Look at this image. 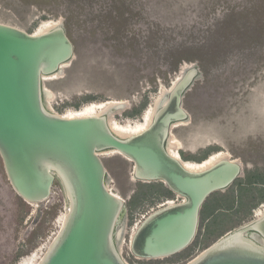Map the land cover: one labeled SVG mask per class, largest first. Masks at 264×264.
Returning <instances> with one entry per match:
<instances>
[{
	"label": "rangeland",
	"instance_id": "374dc122",
	"mask_svg": "<svg viewBox=\"0 0 264 264\" xmlns=\"http://www.w3.org/2000/svg\"><path fill=\"white\" fill-rule=\"evenodd\" d=\"M59 22L74 54L56 77L43 80V89L53 96L45 102L49 111L66 115L92 103H123L110 108L111 116L121 125H135L157 99L163 101L180 73L196 64L200 74L182 100L189 118L171 129V137L178 140L172 152L182 160L180 152L197 155L220 148L242 164V179L249 170L264 172V0H0V23L35 34ZM83 96L96 101L58 111L63 103ZM144 97L148 104L141 117H126ZM107 152L99 154L106 186L127 203L136 188L133 163ZM168 201L178 204L183 199L175 195ZM165 202L132 216L126 209L116 239L127 264L149 262L131 255L130 239L135 225ZM261 205L253 210L252 220L264 212ZM53 207L56 214L50 220L46 212ZM67 208L59 181L47 201L24 202L12 190L0 159V264H18L30 256L29 264L34 255L39 260ZM201 252L196 247L191 259ZM170 258L157 264L185 263Z\"/></svg>",
	"mask_w": 264,
	"mask_h": 264
},
{
	"label": "water",
	"instance_id": "95a60500",
	"mask_svg": "<svg viewBox=\"0 0 264 264\" xmlns=\"http://www.w3.org/2000/svg\"><path fill=\"white\" fill-rule=\"evenodd\" d=\"M73 54L60 22L35 34L0 23V159L6 178L28 204L47 201L59 181L68 202L37 264H127L116 239L126 202L106 186L99 154L107 151L133 163L136 182H160L183 199L140 223L130 239L131 255L151 261L181 253L197 236L207 198L243 176L237 160L221 158L192 172L167 151L171 129L189 118L182 100L200 74L198 66L190 65L176 81L146 130L120 138L106 114L66 118L47 109L43 78L58 73ZM187 264H264V214L227 232Z\"/></svg>",
	"mask_w": 264,
	"mask_h": 264
},
{
	"label": "trees",
	"instance_id": "16d2710c",
	"mask_svg": "<svg viewBox=\"0 0 264 264\" xmlns=\"http://www.w3.org/2000/svg\"><path fill=\"white\" fill-rule=\"evenodd\" d=\"M42 19H45V16H42ZM28 33L31 34V32ZM93 101H96V97L83 96L74 98L72 102L63 103L57 109L60 113L67 107L77 110L83 103ZM147 104L148 100L144 97V100L138 106L126 111L124 115L129 118H140ZM220 151V148L209 147L200 151L197 155L180 152V156L182 160L201 163L207 160L209 156ZM174 197L175 195L160 182H136V188L126 203V208L129 215L132 216L134 212L144 210L146 206L172 200ZM261 204H264V172L258 169L246 171L244 179H237L225 192H216L207 198L200 211L199 236L187 249L170 259L175 261L182 258V260H185L183 264H186L191 260L192 252L196 247L203 251L227 232L249 222L252 220L253 210ZM46 214L50 216V220L53 219L56 208L53 207ZM36 232L33 233V236L36 235ZM26 252L19 253L16 258L27 254ZM157 263L158 260L147 262V264Z\"/></svg>",
	"mask_w": 264,
	"mask_h": 264
},
{
	"label": "bare ground",
	"instance_id": "6f19581e",
	"mask_svg": "<svg viewBox=\"0 0 264 264\" xmlns=\"http://www.w3.org/2000/svg\"><path fill=\"white\" fill-rule=\"evenodd\" d=\"M55 26H57V23H55L53 25H46L43 30H41V31H39L37 33L47 32V31L51 30L52 28H54ZM64 65H66V64H64ZM62 66H61V68H62ZM61 68H60V70H61ZM185 70H183L180 73V75L177 77V79L173 82L172 86L176 83V81L180 80V78L182 77V75L185 72ZM56 76H57V73H55L53 75H50V76H46V77L43 78V80L45 78H53V77H56ZM44 91H45V102L48 103L50 100H52L53 96H50L49 93L46 90H44ZM163 101L160 102V99H157L154 102V106L149 107L144 112L142 122L141 123H137L135 125H129V124L128 125H121L118 122H116V120L111 116L110 111H109L110 108H112L113 105H116V104L117 105H122L123 103H115V104H113L111 102L110 103H106V104H104V103L93 104L92 103V104H89V105L85 106L80 111H76L74 113H68V114H66L64 116L66 118H73V117H85V116H99L101 114H106L107 115L108 125H109V128L111 129V131L116 136H118L120 138H128L130 136H133V135H136V134H139V133L143 132L144 130H146L149 127V125L152 122V118L154 116V113L156 112L158 107L163 103ZM179 124H183V123H179ZM177 141L173 140V138L170 136L169 137V142L167 144V151H168V153L171 156H173L174 158H177L178 160H180L178 155L174 154L172 152V149H171L172 147L176 148ZM109 152L119 154L118 152H115V151H109ZM225 157H226L225 154H223L222 152H218V153H215V154L211 155L207 160H205L202 163H195V162L182 161V160H180V161H181V163L183 164V166L187 170L192 171V172H197V171L204 170V169L210 167L215 162H217L221 158H225ZM29 204L32 205V203H29ZM167 204H171V202H168ZM33 205H36V204H33ZM257 214H258L257 217L259 218L260 216H262L264 214V212L261 211V212H259ZM120 246H121V244L118 246V250H120ZM38 261L39 260H38V258H36V255H34L33 258H32L31 263H29V264H37Z\"/></svg>",
	"mask_w": 264,
	"mask_h": 264
},
{
	"label": "built area",
	"instance_id": "2783aa9c",
	"mask_svg": "<svg viewBox=\"0 0 264 264\" xmlns=\"http://www.w3.org/2000/svg\"><path fill=\"white\" fill-rule=\"evenodd\" d=\"M168 202H171V204H167ZM173 204H175V202L174 201H166L165 203H163L162 205H160L161 207H163V206H167V205H173ZM261 206H263L264 207V204H262ZM145 219V218H144ZM140 223L142 222V221H139ZM140 224H136L135 225V230L137 229V227L139 226ZM31 256H33V254L31 255ZM30 257V256H29ZM29 257H26L25 259L23 258L22 259V261L21 262H19L18 264H27L26 262H27V259H29Z\"/></svg>",
	"mask_w": 264,
	"mask_h": 264
}]
</instances>
